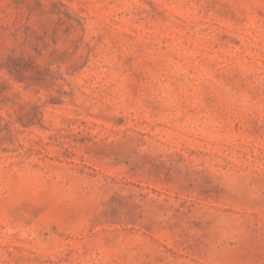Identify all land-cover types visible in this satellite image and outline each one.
<instances>
[{
  "label": "rangeland",
  "instance_id": "1",
  "mask_svg": "<svg viewBox=\"0 0 264 264\" xmlns=\"http://www.w3.org/2000/svg\"><path fill=\"white\" fill-rule=\"evenodd\" d=\"M0 264H264V0H0Z\"/></svg>",
  "mask_w": 264,
  "mask_h": 264
}]
</instances>
